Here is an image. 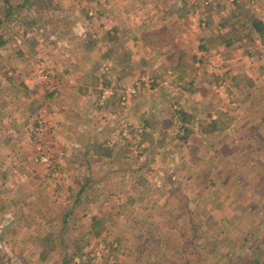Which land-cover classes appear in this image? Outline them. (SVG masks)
<instances>
[{
	"label": "rangeland",
	"instance_id": "1",
	"mask_svg": "<svg viewBox=\"0 0 264 264\" xmlns=\"http://www.w3.org/2000/svg\"><path fill=\"white\" fill-rule=\"evenodd\" d=\"M21 1L0 0V264H264V0H96L75 29ZM102 26L140 49L97 58ZM80 54L105 71L94 111L122 66L142 115L64 117L65 139L45 56Z\"/></svg>",
	"mask_w": 264,
	"mask_h": 264
},
{
	"label": "crops",
	"instance_id": "2",
	"mask_svg": "<svg viewBox=\"0 0 264 264\" xmlns=\"http://www.w3.org/2000/svg\"><path fill=\"white\" fill-rule=\"evenodd\" d=\"M24 1L25 0L21 1L22 4ZM61 1H63L64 3H60ZM95 1L96 0H42L41 5H43V7H49L48 9L50 10V12H53V13H57L59 11L63 12L62 14H59L55 16L54 18H52L55 21H49V24H51L50 26L61 27L62 25H66L67 27L75 29L78 27L87 26L88 22L87 21L83 22L82 15H86V14L91 15L95 12L94 9L97 10L98 7L95 6V3H94ZM25 3H26V6H30L29 1H25ZM58 3H60L59 9H56L58 7L57 5ZM261 10H263L262 7H261ZM37 11L47 12L46 10H41V9H37ZM62 17H64L63 20L61 19ZM50 22H54V24L52 25V23ZM164 22L166 21H163V23ZM119 28L120 27H118V29ZM99 30L101 31V35L103 36V38L101 39L100 42H97V44L99 45V49L97 48V52L99 51V56H97V58L99 57L103 61L106 59L109 62L115 63L116 59L118 58L116 51L118 50L119 52H122L124 50H127L124 48L126 47V45L131 46V47H134L135 45L137 49H140V46H137L138 41L136 37L122 36L119 39H117V37H114L115 39H113L105 35V32L102 31L103 26L101 27V29L99 28ZM110 33L112 34V36H114L113 31H111ZM116 34H118V32H116ZM84 38L79 36V39H84ZM74 41L76 42L79 40H76L75 38L73 42ZM64 42L67 43L68 40H64ZM68 44H72V43L68 42ZM164 44H167V39L165 40ZM8 46L9 44L6 45L7 48H9ZM19 47L22 48V45H19ZM146 50L148 49L143 48L142 53ZM127 51L131 52L133 51V49L127 50ZM169 51L171 50L167 48V50H165L164 52L162 51V53H165V52L167 53ZM142 56H144L146 60L150 59L148 58V56H145L144 54ZM7 57H8V54L6 58ZM23 57H20V58L16 57V59L13 61L11 59L4 61L6 64H8V62L10 61L9 64L13 66V69H11L10 72L15 70V72H17V74L15 75H19V76H22L23 74H25V72L23 71L24 65H25ZM61 58L62 57H57V56L53 57V55H51V57L50 55L45 56V60H46L45 62L48 65L47 68L49 69L47 73L48 74L50 73L51 75L48 76V79L46 82L47 86H44V87L47 88L48 91L51 92L52 97L50 99H54L58 101V103L53 106V110H55V114L58 116L57 120L60 121L59 125L61 126V131H58V132H62L63 133L62 135L63 137H65V139L69 137V134H71V130H75L80 127H77L74 125L69 126V123L67 122V120H65L64 122L63 120L64 117H66V119L69 117L73 119L74 118L78 119V118L83 117L82 122L84 121L86 122V125L84 128L88 130L89 125L92 123L94 124V122L106 125V123L110 121L109 123L113 125L118 120V118L120 121H123V122H131L133 118L139 115H142V113L140 112V109L136 107V104H140L143 108H145L144 104L146 102V99L150 97V95L152 94V91L150 88L148 89L142 88L141 90H139L137 87L130 84V80L134 79L136 76L135 75L136 73H134L135 71L130 72L127 70L126 72H127L128 78L124 79V75L126 72L121 71L122 66H119L118 70L111 69L112 72H110L107 68H105L106 71L108 70L107 72L111 73V75L113 74L117 76V78H115L114 82L112 83L113 94L115 95L113 98L119 99L121 95H125L127 91L129 93L130 92H133V93L136 92V93L133 96L129 95L127 97V101L125 104H128L129 102L131 103L128 105L129 110L126 112L124 110L125 108H124L123 103H121L118 99H117L118 102L116 103V106L112 105L111 103H113V98L110 100L111 97H109L106 100L105 105L101 106L100 108L101 110L97 112V111H94L95 110L93 108L94 103L92 105L90 99H91L93 90L95 89L101 90L103 87L102 77L105 71H104V68L101 67L102 63H100L94 69L90 67V62L86 59L88 58V54L85 56H83V54H80L79 56L73 55V57H64V60H69V63H70V68L66 69L65 67H60L58 64H55L56 62H58V60L60 62ZM150 65L153 66L154 64H150L149 61L143 62V64H141V67H140L143 69H139L138 73H141L140 70H145L146 72H148L147 70H149ZM6 69L9 70L8 66ZM152 70L153 72H156L154 71L153 68ZM7 74H11V73L7 71ZM131 75H132V78L130 77ZM68 79L70 83L66 82ZM143 79H145V77H143ZM161 84H166V81H162ZM198 85H199V82H196L195 87H194L195 90H199ZM145 86H147V83H145ZM139 92L143 93V95H139ZM139 96H141V98ZM109 100L111 103H109ZM122 109L123 111H121ZM103 114L108 115L106 119H108L109 121L106 120L104 122L105 115ZM144 123L145 121L142 122V124ZM64 131L66 132L64 133Z\"/></svg>",
	"mask_w": 264,
	"mask_h": 264
},
{
	"label": "trees",
	"instance_id": "3",
	"mask_svg": "<svg viewBox=\"0 0 264 264\" xmlns=\"http://www.w3.org/2000/svg\"><path fill=\"white\" fill-rule=\"evenodd\" d=\"M178 113L183 115L184 114V110H179Z\"/></svg>",
	"mask_w": 264,
	"mask_h": 264
}]
</instances>
